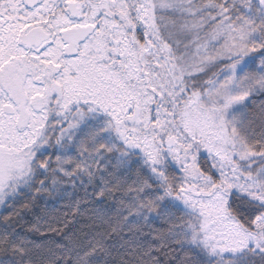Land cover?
Returning a JSON list of instances; mask_svg holds the SVG:
<instances>
[{
    "label": "snow or ice",
    "instance_id": "snow-or-ice-1",
    "mask_svg": "<svg viewBox=\"0 0 264 264\" xmlns=\"http://www.w3.org/2000/svg\"><path fill=\"white\" fill-rule=\"evenodd\" d=\"M0 264H264V0H0Z\"/></svg>",
    "mask_w": 264,
    "mask_h": 264
},
{
    "label": "trees",
    "instance_id": "trees-1",
    "mask_svg": "<svg viewBox=\"0 0 264 264\" xmlns=\"http://www.w3.org/2000/svg\"><path fill=\"white\" fill-rule=\"evenodd\" d=\"M76 196V199H80L84 195L83 192H79L78 194H74ZM72 200V197L65 198L61 204L59 205V208L61 209V212L59 214L63 215L64 212L68 210V206L70 205ZM43 207V204L40 205ZM69 224L68 227L64 229L65 232H68L69 235L83 239L85 234L90 231L89 228V215L88 213H85L82 216L73 217L71 214L68 215ZM36 217H34L31 213H26L25 219L21 221V226H18L19 230L26 231L27 227L30 223L35 222ZM42 227H46L42 225ZM52 235V234H49ZM30 238L34 239L38 243H47L45 238L43 236H40L39 234H32L29 233ZM56 240H63V237L61 235L55 236Z\"/></svg>",
    "mask_w": 264,
    "mask_h": 264
}]
</instances>
